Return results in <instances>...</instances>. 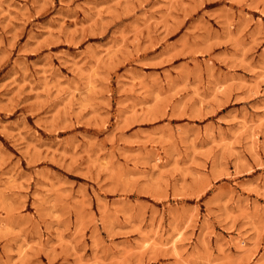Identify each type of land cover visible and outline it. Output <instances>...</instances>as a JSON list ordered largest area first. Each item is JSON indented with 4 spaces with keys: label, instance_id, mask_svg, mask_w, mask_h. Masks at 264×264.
Here are the masks:
<instances>
[{
    "label": "rangeland",
    "instance_id": "obj_1",
    "mask_svg": "<svg viewBox=\"0 0 264 264\" xmlns=\"http://www.w3.org/2000/svg\"><path fill=\"white\" fill-rule=\"evenodd\" d=\"M0 264H264V0H0Z\"/></svg>",
    "mask_w": 264,
    "mask_h": 264
}]
</instances>
